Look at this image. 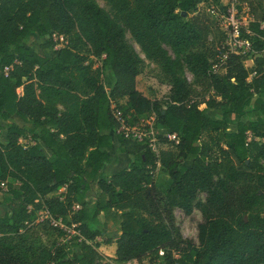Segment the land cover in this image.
<instances>
[{"label": "trees", "instance_id": "obj_1", "mask_svg": "<svg viewBox=\"0 0 264 264\" xmlns=\"http://www.w3.org/2000/svg\"><path fill=\"white\" fill-rule=\"evenodd\" d=\"M103 1L120 24L94 0H0V264H100L98 223L119 233L102 239L119 264H264V11L240 30L243 53L219 29L217 42L208 40L199 5L224 0ZM255 1L237 0L249 9ZM126 32L169 81L143 74ZM31 35L46 38L49 57L25 47ZM162 43L184 55L194 84ZM112 105L128 127L154 116L155 129L175 135L157 136L169 146L159 149L164 193L153 182L156 155L146 140L115 134ZM114 140L132 159L107 177ZM176 209L200 214L196 242L181 235ZM58 220L79 237L65 240L51 225Z\"/></svg>", "mask_w": 264, "mask_h": 264}, {"label": "rangeland", "instance_id": "obj_2", "mask_svg": "<svg viewBox=\"0 0 264 264\" xmlns=\"http://www.w3.org/2000/svg\"><path fill=\"white\" fill-rule=\"evenodd\" d=\"M95 3L102 8L104 11H106L111 18L116 21L117 23L120 24V21L115 17V15L110 11L109 7L104 3L103 0H94ZM224 4L227 3L226 0L223 1ZM216 9V7H214ZM199 9L202 13H205L209 20L211 21V27H212V32L209 34L208 36V40L209 41H216L219 39V33H218V18L217 16L212 12V6L209 5H203L200 4L199 5ZM251 11H249L247 13V15H251L252 19H257L261 12L264 11V0H256L252 7H250ZM52 39V38H51ZM125 39L126 41L133 46V48L136 50V52L139 54L140 58L144 61L143 65H142V71L143 74L148 75V76H152L155 77L158 80L161 81H169V77L163 72V70L161 69V67L157 64L151 63L147 60L144 59V56L142 54H140L139 52V48L134 44L131 36L129 35L128 32L125 33ZM53 41V40H52ZM47 42L46 38L43 39H38L37 37H35L34 35H31L30 37H28L25 40V47L27 49H30L32 51H35L36 53H38L39 55H42L44 57H49L51 50H47V49H43V45ZM162 47L166 50L167 55L169 57V59L174 62V63H178L180 65V75L185 78L190 84H194V80L192 75L189 73L186 64H185V60H184V55L180 54V55H176L172 49L170 48V46H168L167 44L162 43L161 44ZM241 49H244L243 47H241ZM245 67H251L252 62L251 59L248 58L247 61H245L244 63ZM251 78V77H250ZM114 82V77L111 74L105 75L102 79V83L103 86L105 88V90L109 91L112 87V83ZM201 109L204 108V106L202 105L200 107ZM221 109H215V110H207L206 114L209 118L214 119L215 116H217L220 113ZM13 121L15 123H17L19 126H23L24 124L22 123V121L16 117L13 118ZM5 122L0 120V134L1 135H5V131L4 128L6 127ZM234 129V127L231 125L230 126V130L232 131ZM169 148L168 145L166 144H162L159 149L162 150H167ZM44 152L47 156H49L50 152L47 151L46 149H44ZM110 156L112 158H117V162L116 163H112V165H110V167H108L104 174L109 177V175H111V172H109L113 166H121L116 168L114 171H119L121 170L123 167H126L129 162L131 161V157H126V156H120V155H116L114 148L109 150ZM262 165L264 166V160L261 161ZM183 164L185 166H189V162H183ZM153 182L154 185L156 187L157 190H159L161 193H164L170 183L169 177L166 175L165 172H163L162 170H158L153 178ZM56 195V194H53ZM86 201L88 206H92L95 203V197L93 196L92 193L88 192L85 196ZM200 199H204L203 194L200 195ZM6 209L3 207H0V215H3L6 213ZM173 219H174V223L175 225L179 228L181 235L184 238L187 239H191L194 242H196V235H197V225L199 223H201L202 219L200 214L197 211H194L193 214L189 217H186L183 215V213L176 209L173 212ZM93 229L98 230L100 232L99 237L96 239V242L101 244L100 247L98 248V252L101 255V261L100 264H119L116 260H115V256H114V245H104L102 244V239L106 238V239H117L119 233L115 231L114 228H112L109 224H101L98 223ZM53 238L52 237H42V242L44 244H51L53 242ZM142 264H149V259H146L142 262Z\"/></svg>", "mask_w": 264, "mask_h": 264}, {"label": "built area", "instance_id": "obj_3", "mask_svg": "<svg viewBox=\"0 0 264 264\" xmlns=\"http://www.w3.org/2000/svg\"><path fill=\"white\" fill-rule=\"evenodd\" d=\"M227 3L222 2L221 8L212 7V12L218 18V26L221 33L225 35V44L232 51H237L243 47V53L248 51V43L245 39L240 37V30L247 28L248 23L252 20L251 15H247L250 11L246 5H240L237 0H226ZM225 8V10H223ZM52 40L56 44V47H62L65 45L64 38L62 36L52 35ZM220 66H213L214 70H218ZM112 117L118 123L116 129V135H122L125 138H131L137 142H143L146 140L147 147L156 155L157 161L155 162V173L160 169L159 162V144L157 136L167 137L169 140H174L175 135H169L166 130H158L154 128V116H151L146 121H141L134 127H128L121 114V111L112 105ZM51 225L59 227L65 232V240H69L72 236L79 237L78 232L73 227L68 228L64 226L60 220L52 221ZM80 241V239H79ZM159 256L163 255V251H159Z\"/></svg>", "mask_w": 264, "mask_h": 264}, {"label": "crops", "instance_id": "obj_4", "mask_svg": "<svg viewBox=\"0 0 264 264\" xmlns=\"http://www.w3.org/2000/svg\"><path fill=\"white\" fill-rule=\"evenodd\" d=\"M252 66V65H251ZM115 81V80H114ZM113 84H114V82L112 83V86H113ZM114 148V151H115V154L116 155H120V156H126V157H130V156H128V155H125V154H118L117 153V150H118V143L116 142V140H114V145L112 146V148H110V149H113ZM109 149V150H110ZM109 150H108V152H109ZM110 154V153H109ZM116 160H117V158H116ZM117 161H115L114 163H116ZM110 165H112V164H110ZM110 165H108V166H106L105 168H104V170H103V172H105V170L108 168V167H110ZM118 167H121V166H113L111 169H109L110 171L109 172H111V175H113V174H115V173H118V172H120V171H122L123 169H125V167H123L121 170H119V171H114L116 168H118ZM108 170V169H107ZM111 175H109V176H111ZM114 245V244H113ZM114 252H115V245H114Z\"/></svg>", "mask_w": 264, "mask_h": 264}]
</instances>
